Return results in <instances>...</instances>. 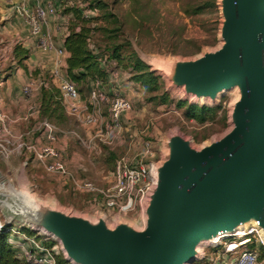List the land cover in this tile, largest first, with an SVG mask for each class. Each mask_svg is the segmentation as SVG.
I'll list each match as a JSON object with an SVG mask.
<instances>
[{
	"label": "rangeland",
	"instance_id": "rangeland-1",
	"mask_svg": "<svg viewBox=\"0 0 264 264\" xmlns=\"http://www.w3.org/2000/svg\"><path fill=\"white\" fill-rule=\"evenodd\" d=\"M221 1H64L67 3L63 4L64 9L61 6V13L75 5L83 10L87 19H93L96 29L89 46L105 69L106 77L97 82L80 84L77 89L85 107L83 112L95 113L98 121L95 125H88L80 116L65 113L68 120L61 127L32 117L23 130L18 122L10 124L9 128L0 124V222L8 230L6 234H1L8 246L23 249L16 237H25L23 252L34 247L37 257L52 258L55 264H71L65 260L60 243L55 238L29 227L23 218L12 223L6 221L5 204L27 208V200L36 203L40 210L58 211L82 218L90 224L102 218L110 229L126 224L141 230L145 217L139 198L134 208L127 212L105 206L106 200L116 195L113 186L117 165L123 163L133 168L148 166L150 173L151 165L157 169L167 158L170 138L179 136L193 149L200 150L218 142L231 131L232 113L238 101L237 90L224 92L214 101L199 100L177 84L182 64L213 54L223 46ZM89 4L98 7L93 11ZM10 5L7 0H0V77L6 73L14 74L18 69L26 70V65L18 67L13 62V48L16 45L23 48L19 35L3 30L14 14ZM68 15L70 17L65 19V24L69 28L72 15ZM15 26L19 28L18 23ZM116 48L120 61L112 59ZM136 64L158 79L159 90L148 92L145 85L135 80ZM31 73L32 76L41 75V81L45 83L51 81L44 71L31 70ZM94 88L107 97L97 109L89 103V95ZM116 97L127 100L131 109L114 123L109 116V107ZM179 103L182 105L178 106ZM192 108L215 112L204 115V122H199V118L192 117ZM52 126L61 135L62 143L58 147L64 148V155L60 157L68 176L48 172L50 159L40 162L33 152L34 148L49 145L43 143L41 135L47 128L53 132ZM70 136L72 139L68 141ZM84 181L92 183L104 194L85 192L81 186ZM150 181L152 183L151 175ZM231 236L220 240L218 248L215 244L202 246L203 257L189 264H231L244 249L255 250L257 264H264V248L254 238L246 248L241 246L231 255L225 254L226 243L240 242L244 238L242 235ZM19 261L25 264L23 260Z\"/></svg>",
	"mask_w": 264,
	"mask_h": 264
},
{
	"label": "water",
	"instance_id": "water-1",
	"mask_svg": "<svg viewBox=\"0 0 264 264\" xmlns=\"http://www.w3.org/2000/svg\"><path fill=\"white\" fill-rule=\"evenodd\" d=\"M221 13L223 46L182 64L177 84L199 100L237 90L233 127L200 150L179 136L168 140V156L151 165L152 184L140 198L141 230L110 229L102 218L90 224L36 203V221L23 214L30 205L5 204L6 221L23 218L55 238L71 264H189L203 257L202 246L251 228L264 243V0H222Z\"/></svg>",
	"mask_w": 264,
	"mask_h": 264
},
{
	"label": "built area",
	"instance_id": "built-area-1",
	"mask_svg": "<svg viewBox=\"0 0 264 264\" xmlns=\"http://www.w3.org/2000/svg\"><path fill=\"white\" fill-rule=\"evenodd\" d=\"M21 3L14 7L15 13L20 16L26 23L29 28L30 35L36 40L38 47L43 52H52L57 51L59 55L65 53V50H56L55 44L52 37L43 32V27L48 21L49 16L56 14V9L54 5L48 4L45 7L34 4L33 9H28L23 4L26 2H37V0H19ZM32 91V86L27 85L24 87L23 92L26 96H29ZM59 91L62 95L66 109L71 115L80 116V118L88 125H95L98 121L97 115L95 113L89 114L84 113L81 110V107L78 104L80 99V94L76 86L69 80L63 79L59 86ZM90 105L95 109L99 105L107 100L100 90L94 88L89 95ZM131 109L130 103L120 97L114 98L110 102L109 107V116L112 122L117 123L122 114ZM51 129V128H48ZM50 131V130H49ZM50 141L54 140L53 134L50 132L48 135ZM35 158L40 162H45L46 159H50L47 164V171L50 173H57L62 176H68L67 170L64 166V163L61 161L60 154L50 145L42 146L39 148L33 149ZM149 167H128L123 163L117 165L115 171V184L113 189L115 191V196L107 199L105 206L107 208H117L120 212H127L132 210L136 205V200L144 196L151 187ZM82 189L89 193L98 192L104 194L103 191H99L94 185L88 181H84L81 184ZM124 199V200H123ZM12 232L13 228H9ZM6 225L0 222V235L2 233H7ZM232 237V236H231ZM243 240L240 242L226 243L224 245L225 254H232L237 248L241 246H249L251 244L252 238L255 239V242L264 248V243L260 238L258 231L255 228L248 230L243 236ZM221 242L218 245H214L216 248L219 247ZM34 245V242H33ZM15 249V246L13 247ZM34 248V247H33ZM29 251L19 252L15 249L16 256L23 260L25 264H55L53 259H42L37 257L34 254V249ZM258 255L255 250L244 249L241 251L237 257L231 261V264H257Z\"/></svg>",
	"mask_w": 264,
	"mask_h": 264
},
{
	"label": "crops",
	"instance_id": "crops-1",
	"mask_svg": "<svg viewBox=\"0 0 264 264\" xmlns=\"http://www.w3.org/2000/svg\"><path fill=\"white\" fill-rule=\"evenodd\" d=\"M7 1L12 4L10 6H12L11 9L14 14L12 17H9V22L7 21L8 23L4 25L3 30H8L9 33H12V35L18 34L21 40L20 44L23 45V48L29 51V56L27 60L24 61V65H26L25 71L18 69L6 80H0V124L2 127H5L6 125L9 128L10 124L18 122L19 125H21V130H23L28 127V120L31 117L34 119L40 118L38 107L40 100V87L42 82L44 86L47 87V84L44 83L43 80L41 81V75L34 74V76H32L31 70H40L47 73L51 78L49 84L51 83L50 85L55 86L59 90L61 81L63 79H68L66 62L68 54L65 52L64 54L59 55L57 51L43 52L38 47L36 40L31 37L29 28L25 21L19 18L20 16L18 17L14 11V7L19 5L21 2L19 0ZM64 1L65 0H61L60 3V0H37L35 3L28 1L23 4V6L28 9H33L35 7L34 4L42 7H45L48 4L55 6L56 14L49 16L47 23L43 27V32L49 34L52 37L55 44V49L62 51H64V42L67 35L69 34V28L65 24V19H69L70 17L68 14L61 13L60 11L61 6L67 3H64ZM64 8L65 5L62 6V9ZM16 23L19 24V28L15 26ZM27 85L32 86V91L29 96H26L23 92L24 87ZM62 104L65 113L70 115L65 107V104L63 102ZM78 104L81 107V110L84 111L85 107L83 106L82 99H79ZM50 132L53 134V141H50L48 138ZM60 136V133L53 127V132L51 129H44L41 139L44 141V144L52 145L51 147L56 149L60 155H64V148L60 149L58 147L59 144L62 143ZM71 139L72 136H70L68 141H71ZM24 238L25 237L20 239L19 237H16L17 243L21 242V247H23V249L25 247V243L23 241ZM15 249H17L19 252L23 251V249H19L18 247H15Z\"/></svg>",
	"mask_w": 264,
	"mask_h": 264
},
{
	"label": "trees",
	"instance_id": "trees-1",
	"mask_svg": "<svg viewBox=\"0 0 264 264\" xmlns=\"http://www.w3.org/2000/svg\"><path fill=\"white\" fill-rule=\"evenodd\" d=\"M89 6L93 11L98 7H93L96 6L94 4H89ZM63 13L72 15L71 25L68 29L69 34L64 42V50L68 54L66 61L68 79L76 88L80 84H88L103 80L106 77L105 69L100 65L97 55L94 54L89 46L90 38L96 30L92 22L93 19L91 20L89 17L87 19L83 10L75 5L67 7ZM90 21L91 25H88ZM112 53V59L121 60L118 56L117 48L114 49ZM28 56L29 51L25 48L19 45L13 48V62L16 63V66L20 67L22 64L24 66V61L27 60ZM142 68L141 65H134V70L137 72L134 77L135 80L145 85L148 92L159 90L158 79L149 72L143 71ZM9 76L10 73H6L4 76L0 77V80H6ZM46 84L47 87H45L42 82L40 87L39 116L41 119L50 123L64 126L65 121L68 119L65 115L60 91L55 86L50 85L51 83ZM181 105V103L178 104V106ZM190 110H192V117L199 118V122H204V115H213L215 112V110L206 108L199 110L192 108ZM14 252L15 249H12V247L8 246L5 242V236L0 235V264H22Z\"/></svg>",
	"mask_w": 264,
	"mask_h": 264
},
{
	"label": "bare ground",
	"instance_id": "bare-ground-1",
	"mask_svg": "<svg viewBox=\"0 0 264 264\" xmlns=\"http://www.w3.org/2000/svg\"><path fill=\"white\" fill-rule=\"evenodd\" d=\"M221 92H222V91H220V92L217 93L216 98L219 97V95L221 94ZM200 99H202V98H200ZM16 197H17V196H16ZM29 205L32 207V209H31L32 211L29 212V213L23 212V214L26 215V217L28 218L29 221H36V217H35V215H34L33 213H35V210H36L37 208H36V206L33 204V202H32V203L29 202ZM229 233H230L229 231L223 232V233L219 234L217 238L225 237L226 235L229 236Z\"/></svg>",
	"mask_w": 264,
	"mask_h": 264
}]
</instances>
